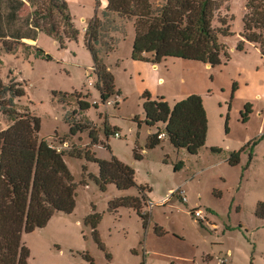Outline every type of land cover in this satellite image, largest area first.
<instances>
[{"label":"rangeland","instance_id":"1","mask_svg":"<svg viewBox=\"0 0 264 264\" xmlns=\"http://www.w3.org/2000/svg\"><path fill=\"white\" fill-rule=\"evenodd\" d=\"M66 1L78 39L63 47L60 37L41 31L36 43L24 40L32 46L0 53L1 75L6 81H24L26 94L16 102L21 111L40 118L41 136H56L61 142L66 137V146L75 142L84 149L88 133L66 136L71 130L66 118L78 110V120L95 122L104 140L93 148L96 155L134 164L138 186L121 190L109 184L102 190L88 175L99 176V164L67 155L78 184L77 205L72 213L56 212L45 227L22 235L30 248L29 264H264V216L257 214V205L264 201V56L249 41L238 50L247 0L224 3L220 14L234 17V33L225 39L230 58L213 67L176 57L159 63L134 60V22L124 21L105 57L120 95L111 97L115 103L109 106L94 83L95 60L85 42L84 29L99 10V0ZM30 12L27 4L21 15ZM77 90L90 92V101L99 107L81 111ZM147 91L171 104L193 94L203 98L209 134L201 151L190 154L166 140L146 149L148 136L165 128L163 123L149 127L144 122ZM246 104L252 112L244 121ZM107 122L119 136H106ZM8 124L0 112V130ZM138 147L140 160L135 158ZM235 152L239 160L232 164ZM85 179L87 184H81ZM140 186L145 187L142 213L147 220L136 207L111 209L118 198L140 195ZM92 213L101 216L96 231L85 223Z\"/></svg>","mask_w":264,"mask_h":264},{"label":"trees","instance_id":"2","mask_svg":"<svg viewBox=\"0 0 264 264\" xmlns=\"http://www.w3.org/2000/svg\"><path fill=\"white\" fill-rule=\"evenodd\" d=\"M226 1L105 0L102 3L99 0V10L85 29V42L95 60L93 70L97 79L94 83L102 102L106 104L118 95L114 73L105 57L114 49L113 33L121 31L124 21L131 19L134 22V60L159 63L165 58L176 57L198 60L213 67L222 64L223 57L230 58L225 39L234 33V17L228 12L220 14ZM27 4L31 12L23 16L21 10ZM69 9L66 0H0V53L5 50L12 53L18 45L32 46L24 40L36 41L41 31L60 37L63 47L66 41L78 39L79 30ZM243 23L238 50L243 49L244 41H249L257 45L264 56V0L246 1ZM22 82L6 81L0 69V112L9 122L7 128L0 130V264H29L30 248L23 243L22 235L45 227L56 212L72 213L75 210L78 184L67 166V155L99 164V176L88 175L102 190L109 184L121 190L138 186L134 164L116 157L102 159L96 155L93 148L104 144L102 128L93 121L78 120V110L66 118L71 125L66 136L73 138L87 132L89 143L86 148H77L75 142L66 146L69 142L66 137L61 142L56 136H41L40 118L27 109L21 111L16 102L26 94ZM74 95L81 111H87L93 105L99 107L96 101H90V92L77 90ZM144 97V122L149 127L165 125L148 136L147 150L166 140L190 154L201 151L209 134V116L199 94L173 104L163 96L153 98L148 91ZM250 112L251 104H246L242 110L244 121L250 118ZM116 131L109 122L106 123L107 137L115 136ZM134 151L136 160L143 158L139 147ZM238 160L239 152L233 153L232 164ZM183 166L178 165L176 170ZM87 182L85 179L80 183ZM144 188L140 186L142 192L138 196L114 200L111 209L136 207L147 220L148 215L142 213L146 201ZM257 214L264 216V201L257 205ZM100 217L92 213L85 218V223L96 231ZM87 257L93 261L92 257Z\"/></svg>","mask_w":264,"mask_h":264},{"label":"built area","instance_id":"3","mask_svg":"<svg viewBox=\"0 0 264 264\" xmlns=\"http://www.w3.org/2000/svg\"><path fill=\"white\" fill-rule=\"evenodd\" d=\"M119 97H120V95H117V99H119ZM114 103H115V102L113 101V99H110V100L107 101L106 105H107V106L112 105V104L114 105ZM162 135H163V134H161V135H159V136L161 137ZM115 136L117 137V136H119V134L116 132V133H115ZM195 214H196V217H201V218H203V214H202L200 211H196ZM225 260H226V259H225ZM225 260L220 259V263H225V262H224Z\"/></svg>","mask_w":264,"mask_h":264},{"label":"crops","instance_id":"4","mask_svg":"<svg viewBox=\"0 0 264 264\" xmlns=\"http://www.w3.org/2000/svg\"><path fill=\"white\" fill-rule=\"evenodd\" d=\"M85 29H86V28H85ZM85 29H84V30H85ZM26 40H27V39H26ZM31 43H33V44H34V43H36V41H33V40H31Z\"/></svg>","mask_w":264,"mask_h":264},{"label":"water","instance_id":"5","mask_svg":"<svg viewBox=\"0 0 264 264\" xmlns=\"http://www.w3.org/2000/svg\"><path fill=\"white\" fill-rule=\"evenodd\" d=\"M209 66H210V64H209Z\"/></svg>","mask_w":264,"mask_h":264}]
</instances>
